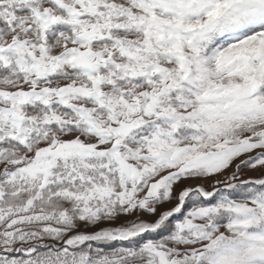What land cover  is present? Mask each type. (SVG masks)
<instances>
[{"label": "snow or ice", "instance_id": "snow-or-ice-1", "mask_svg": "<svg viewBox=\"0 0 264 264\" xmlns=\"http://www.w3.org/2000/svg\"><path fill=\"white\" fill-rule=\"evenodd\" d=\"M0 264H264V0H0Z\"/></svg>", "mask_w": 264, "mask_h": 264}]
</instances>
